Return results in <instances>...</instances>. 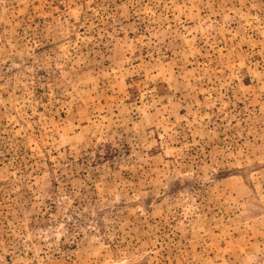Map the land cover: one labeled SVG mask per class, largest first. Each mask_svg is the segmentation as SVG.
<instances>
[{"label":"rangeland","instance_id":"1","mask_svg":"<svg viewBox=\"0 0 264 264\" xmlns=\"http://www.w3.org/2000/svg\"><path fill=\"white\" fill-rule=\"evenodd\" d=\"M0 264H264V0H0Z\"/></svg>","mask_w":264,"mask_h":264}]
</instances>
